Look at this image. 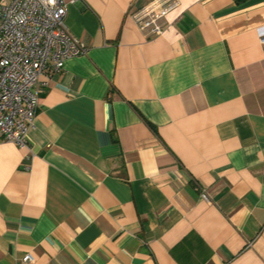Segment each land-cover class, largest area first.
<instances>
[{"label": "crops", "instance_id": "0c3cea01", "mask_svg": "<svg viewBox=\"0 0 264 264\" xmlns=\"http://www.w3.org/2000/svg\"><path fill=\"white\" fill-rule=\"evenodd\" d=\"M65 2L85 53L0 136V264H264V0Z\"/></svg>", "mask_w": 264, "mask_h": 264}, {"label": "built area", "instance_id": "2783aa9c", "mask_svg": "<svg viewBox=\"0 0 264 264\" xmlns=\"http://www.w3.org/2000/svg\"><path fill=\"white\" fill-rule=\"evenodd\" d=\"M170 7L161 2L148 6L140 30L161 35L160 20ZM65 16V0H0V136L6 142L25 146L40 86L60 73L68 59L85 53ZM256 31L264 43V26ZM22 262L32 258L25 255Z\"/></svg>", "mask_w": 264, "mask_h": 264}, {"label": "trees", "instance_id": "16d2710c", "mask_svg": "<svg viewBox=\"0 0 264 264\" xmlns=\"http://www.w3.org/2000/svg\"><path fill=\"white\" fill-rule=\"evenodd\" d=\"M243 1H245V0H236V2H238V3L243 2Z\"/></svg>", "mask_w": 264, "mask_h": 264}]
</instances>
